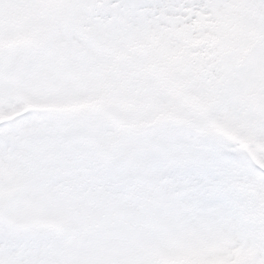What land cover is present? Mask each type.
I'll return each instance as SVG.
<instances>
[{
	"label": "snow or ice",
	"instance_id": "obj_1",
	"mask_svg": "<svg viewBox=\"0 0 264 264\" xmlns=\"http://www.w3.org/2000/svg\"><path fill=\"white\" fill-rule=\"evenodd\" d=\"M0 264H264V0H0Z\"/></svg>",
	"mask_w": 264,
	"mask_h": 264
}]
</instances>
